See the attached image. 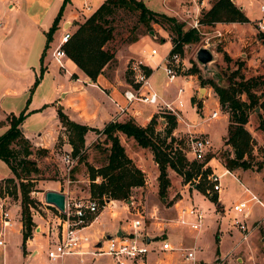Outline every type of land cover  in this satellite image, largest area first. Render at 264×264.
Instances as JSON below:
<instances>
[{
    "label": "rangeland",
    "instance_id": "374dc122",
    "mask_svg": "<svg viewBox=\"0 0 264 264\" xmlns=\"http://www.w3.org/2000/svg\"><path fill=\"white\" fill-rule=\"evenodd\" d=\"M102 1L103 0H73V7L76 8L75 12L78 16L77 18H79L78 10L81 11L82 8L86 6L94 8L97 3ZM159 1L160 0H155L154 4H160ZM255 1L258 9L260 5L264 6V0ZM84 14L83 18L86 19V17L90 16L92 13L87 12ZM171 17L183 23L175 14ZM261 17L262 15H260V19ZM112 26L114 28V39L113 42L108 45L109 49L118 51L125 45L133 44L140 39H144L145 41L141 42L142 46L144 45V48L147 50H155L156 55L152 58H148L146 64L153 69L158 78L155 80L159 88L165 93V97L169 102L175 99L178 88L181 87L184 89V93L180 96L183 104L180 110H175L173 113L164 108L157 109L155 113V115L158 116L156 131L163 135L166 122H163L162 117H165L166 114L174 115L177 120V125L173 132V146H179L184 153H187V160L193 162L195 160L188 151L189 140L191 138L195 139L206 136L211 143L210 152L206 156V158H210L209 162L211 168L209 169L216 176L225 174L226 171L223 166L224 159L231 153V148L225 145L229 116L220 105L219 107L213 105L214 101L218 100L217 95H215L213 89L209 87L208 84L202 86L201 82L212 81L218 85L224 86L226 85L228 77L231 73L236 71L240 64H243L240 71L245 78L264 77V33L259 32L260 34L257 33L255 36H249V38H251L249 40L239 39L240 41L236 37L233 38V34H227V37H229L228 40L225 37L211 38V35L207 38L206 36L200 35V42L192 46H185L181 56L185 60L188 70L191 69L193 65H196L199 69V74L195 76L191 75L192 77L190 79L187 70L185 75L180 74L183 79H178L173 84L167 86L164 85L167 80L162 71L161 61L167 57L173 46L172 38L174 34L168 31L169 27H161L157 24H152L151 29H147L138 22L137 15L125 11H117L115 13ZM188 28H190V26L185 25L184 29L186 30ZM257 31H259L258 27ZM56 32L57 33L53 36V40L51 41L52 45L50 50L57 45L62 35V31L59 30ZM258 38H260V40H258ZM133 39H137V41L131 42ZM141 44H138V46H141ZM206 44H208V46H206ZM202 46L210 48L214 56L213 62L208 64L207 69L199 66L195 60L196 51L202 48ZM140 55L143 54L141 53ZM227 59L230 60L228 61ZM159 65L161 66L158 67ZM47 67L49 70L47 76L49 82H44L45 87H49V84L54 81V78L61 84H66L68 82L69 77L52 61ZM63 68L70 74L76 73L66 60L63 61ZM191 80L192 83H190V86L187 84V81ZM35 91L36 90H34L31 95L30 93L27 94L28 99L26 105L30 106L26 110L24 109L28 115L24 119L21 127L28 138L38 140L39 138L37 135L39 133L43 135L55 133L57 124L54 106L45 105L43 103L45 98H48L47 100L53 103V101L47 97V91L43 90V88H40L37 92ZM258 94H260V92H258ZM191 96L195 98L196 103L201 102V108H198L196 105L192 106L190 102ZM263 99L264 97L262 100ZM242 100L245 101L246 97L242 96ZM203 102H205V105ZM146 108H152V106ZM173 108L175 109V107ZM217 108L219 109L220 118L217 120L209 119L210 114L217 110ZM21 110L13 109L12 111H14V115L16 114V116H18L24 111ZM9 115L10 114H6L0 109V135L8 128L6 119ZM261 118H264V110L260 109V107H256L249 111L248 122L245 125V129L252 137L251 167L249 169L231 171L233 177L229 175L222 176L221 185L223 193L219 195L222 199L220 209H218V203H215L197 190L190 196H187L184 191H186V189L192 190L195 185L193 181L189 183L184 182L183 178L177 174L173 176V185L169 186L165 199H162L158 194L157 181V187L153 186V189H134L128 201H123L120 205L118 204L120 207H126V204H128L127 202L133 203L132 205L131 203L128 204L130 205V212L135 213L139 211L142 214L144 219L142 220L144 221L143 226L150 222L149 213L151 212L153 214L155 213V217L158 221L169 223L175 215L173 210L174 204L182 198L180 194L181 191H183V194L187 197L180 206H191L203 212L204 221L201 231L195 233L190 231L187 227H179L186 242L176 245L178 248L182 249L194 247L195 262L187 261L184 259V253L182 251L174 249V251L158 254V257L164 261V264H264V140L259 128ZM57 132L58 137L52 149L53 153H49L47 157L38 158L36 160L40 173L30 177L34 183L30 197L37 203L38 201L44 202V193L55 184L59 185L60 183L63 190L72 189L73 191H78L79 193L75 192L76 198L78 199H85L80 191H88L89 189V186H85L88 182H84L88 176L86 167L83 164L77 165V160L73 159L74 163L72 168H75L74 172H68L67 168H65L63 161L65 154L63 144L65 138L62 132L59 130ZM95 134V132H92L91 137L95 136ZM169 142L170 140H167V143ZM133 143L137 145L135 141ZM101 144L103 143L99 142L98 147L103 149L104 145ZM127 145L129 146L128 150H132L129 143H127ZM33 149L34 153H36L37 149L40 150L42 148L33 146ZM95 150L92 144V147L87 152V158L91 159L90 164L93 166L99 163V155L98 152H96L97 150ZM145 150L146 151L143 152L144 154L138 157V162L147 174L151 171L152 167L150 171H148L149 168L147 169V165L144 167L143 163H146L145 157L148 156L147 152L150 151L149 149ZM204 161L195 162L202 163ZM206 168L205 166L203 169ZM7 177H11V173L7 166L0 161V179ZM150 178L148 179L150 180ZM197 181L198 185L200 179H197ZM2 185L3 182L0 181V196L3 194V189H1ZM184 186H186V188ZM252 196H255L260 204L256 201L249 202L250 213L247 219L244 220L245 227H248L249 235L247 240L243 241L241 231L234 226V219L241 220V216L233 214L230 211V207L233 203L248 200ZM20 202L21 199L19 194L17 198H12L11 200L9 213L13 228L8 229L5 233V254L3 260L5 264H22L23 261L21 259L23 256V251L21 250L23 238L19 233L20 229H22L21 209L20 206L18 208L13 206L14 204L20 205ZM49 207L50 206H44L39 203L33 206L32 210L34 212V217H32V220L35 226L32 230V236L39 233V226L42 228L47 227L46 223H49L50 227L55 226V216L58 217L59 214L56 209ZM165 237L166 235L158 238V243L160 245L162 243L161 241L166 242ZM54 243V237L44 235L37 236L35 244L41 247V252L37 256V261L40 264L62 263L51 262L47 257V247L48 245L52 246ZM150 249L153 251L154 246L151 245ZM75 260L76 259L73 257L67 258L64 261L70 264L71 262H75ZM96 264H112V261L109 257H102L97 260Z\"/></svg>",
    "mask_w": 264,
    "mask_h": 264
},
{
    "label": "crops",
    "instance_id": "0c3cea01",
    "mask_svg": "<svg viewBox=\"0 0 264 264\" xmlns=\"http://www.w3.org/2000/svg\"><path fill=\"white\" fill-rule=\"evenodd\" d=\"M104 1L105 0L97 3L94 8L86 6L89 7L90 10H86L85 7L82 8L81 11L78 10L79 18H77L78 16L75 12L76 8L73 7V0H0V109L4 113L14 114V111H12L13 109L26 110L30 106L26 105L28 99L27 94H29L30 88L34 84L35 79L39 76L41 67H43L45 72L40 80L39 85L36 87L35 92H37L40 88H43V90L47 91V97H49L53 103L47 100L48 98H45L43 103L45 105H53L55 110L60 108L70 120L85 125L89 128L97 129L98 131H101L108 123L124 122L128 119H133L135 123L141 127H146L149 124L151 118L153 115H155L157 109L159 108L155 106H152V108H146L151 105H145L141 103H133L130 106H127L128 104L123 97V93L130 90L131 88V80L127 73L128 61L131 58L138 57L142 53V50L145 46H142L141 42L145 41L144 39H140L136 43L128 44L120 48L115 53V64L113 66H107L103 70L102 74H100L94 82L89 79L82 71H80L67 56L61 61L62 65L63 61L66 60L76 73L70 74L64 68H61L52 55L56 45L52 50H50L52 45L50 42L48 48H45L46 33L53 25V22L58 16L62 7L63 10L61 12L56 31H63L67 28V30L73 33L76 29V24L84 20V13H93L104 3ZM142 1L146 7L153 12L164 14L169 17L175 14L184 25L190 26L188 29H191L193 23L198 22L201 12L208 11L211 8L212 3L216 0H198V2H196L197 0H160V4H154L155 0ZM231 1L239 8L240 11L244 13V15H246L250 22L246 24L217 23L210 26H199L198 31L200 32L201 36H206L208 38L212 35L211 38L225 37L228 40L229 37H227V34H233L232 37H236L238 40H249L251 39L249 36H255L257 33L260 34V31H257L256 23L260 20L261 14L259 9L256 7V1ZM201 2L202 6L200 5ZM56 31L52 35V40L53 36L57 33ZM258 40H260V38H258ZM138 44H141V46H138ZM42 55L43 59L41 62ZM51 61L61 70H63L64 73L69 77V80L66 84H61L56 78H54V81L49 84V87H45L44 82H49L47 79L49 74L47 66L51 64ZM191 77L192 76L190 75V79ZM156 78V74L153 72L150 78V84L152 90L159 97L157 105L162 109L164 108L163 105L167 104L177 106V95L172 102H169V100H167L165 97V93L161 90V88H159L158 83L155 80ZM190 83H192V80L187 82V84L191 86ZM192 97L193 96H191V98ZM179 99L181 98L179 97ZM203 104L205 105V102H203ZM213 105H219L218 100H215ZM120 108H126V112L121 114ZM56 124L57 130L55 133H49L45 135L39 133L37 135L39 138L38 140L28 138L22 129L25 138H27L32 145L33 152V146H39L42 149L48 150V154H52V149L56 144L58 137L57 131L59 130L62 132V135L65 138L63 144L65 152L64 156L67 154L70 155L71 147L68 144L65 132L58 121L57 112ZM91 133V131L88 132L85 137L86 154L92 147V144H99V142L103 143V136L101 134H95V136L91 137ZM119 139L121 145L125 149L127 156L144 173V188L153 189V186L157 187V177L159 173L157 165L153 160L152 153L150 151L147 152L148 156L145 157L146 163H143L144 167L147 165V169L149 168L148 171H150V168L152 167L151 171L146 174V171L142 168V166H140L138 162V157H141L140 155H143V152L146 150L137 147V145H134L135 143H133L134 141L132 139H128L122 134H119ZM127 143H129L132 150H128L129 146ZM101 145L107 147L105 144ZM88 163H91L90 158L88 159ZM94 167H98V165H94ZM206 167L211 168L210 162L206 164ZM225 171L227 170L225 169ZM174 174H176L174 171L168 169L170 185H173L172 179ZM148 178H150V180ZM1 180L3 179H0V181ZM84 182H88L85 186H89L88 178L84 180ZM96 182H99V179H97ZM184 187L186 188V186ZM46 191L60 192L65 195L66 199L76 198L75 192H78L73 191L72 189L63 190L60 183L59 185H53ZM195 191L196 190L194 188H192V190L186 189L184 193H186L187 196H190ZM80 192L85 199L89 198V192L87 190ZM180 194L182 198L173 206L175 215L176 207L180 206V204H182L187 197L183 194V191H181ZM221 201V196H218V203L220 204ZM121 203L122 202L111 200V204L102 209L99 212L97 218L82 232L84 234L91 235L93 238H97L102 235H115L120 237L122 235L132 233L130 225L132 221L137 220L138 217L135 216V213L130 212V205L128 204L131 202H127L128 204H126V207H120L119 205ZM149 215L150 222L143 226L144 221L142 220L144 219H140L142 224L141 227L136 231V236L141 238L145 237V242L147 244L150 243V247L151 245L154 246V250L149 253L143 264H164V261L158 257V254H163L168 251L159 250L160 244L158 243V238L166 235V242H168L173 247V251L174 249L179 250L180 248H178L176 245H180L181 243L186 242V240L182 235V231L174 222L168 223L158 221V219L155 217V213L153 214L152 212L149 213ZM175 215L172 221H174ZM57 218L59 217L55 216L54 222L56 223ZM46 224L47 227L42 228L39 226V233L31 236L26 241L25 254L21 251L23 253L21 258L23 260L22 264H40L37 261V256L41 252V247L35 244L37 241V236L44 235L48 237H54L56 242L57 236L50 233H53V231L56 230L55 227H57V224H55L54 227H50L49 223ZM58 229L59 228H57V231ZM21 231L22 229H20L19 233L22 236ZM52 246L48 245L47 249L49 250L52 248ZM4 254L5 248L4 250L0 251V264H5L3 262ZM74 258L76 259L75 262H71L70 264H96L97 260L102 257L92 259L90 256H85L83 257V263L79 261L80 258ZM65 259L55 262L67 264V262L64 261ZM111 261L112 264H115L112 259Z\"/></svg>",
    "mask_w": 264,
    "mask_h": 264
},
{
    "label": "trees",
    "instance_id": "16d2710c",
    "mask_svg": "<svg viewBox=\"0 0 264 264\" xmlns=\"http://www.w3.org/2000/svg\"><path fill=\"white\" fill-rule=\"evenodd\" d=\"M62 10L63 7L46 33V49L52 40V35L57 30ZM117 11L134 13L138 17V22L147 29H151L152 24L161 27L168 26V31L174 34L170 54L178 53L182 56L185 46H192L201 40L198 30L193 28L185 30L183 23L174 17L151 11L142 0H105L90 16L76 24L71 39L64 46L66 56L93 82L107 66H112L116 62L115 53L117 51L109 49L108 45L114 39L112 22ZM249 22L246 15L231 0L214 1L211 8L208 11H202L198 19L200 26L217 23L246 24ZM135 41L137 39L131 40V42ZM42 59L43 55L41 62ZM242 67L243 64H240L236 71L231 73L224 86L212 81L201 82L202 86L208 84L213 89L218 97L219 105L229 116L225 145L231 148V153L225 157L223 166L230 173L237 169L251 167L252 137L245 129V125L248 122L249 111L256 107L264 110V99L262 100L264 77L245 78L240 71ZM44 72L45 69L41 67L39 76L29 90L30 95L39 85ZM187 74L198 75L199 69L193 65ZM242 96L246 97L245 101L242 100ZM190 102L192 106L196 105L201 108V102L196 103L194 97L190 99ZM56 112L71 147L72 159L77 160V165L83 164L86 167L89 198L96 200L100 205H102L103 199L128 201L132 190L144 188L145 185L144 173L127 156L120 143L119 134L133 139L137 146L152 152L159 173L157 177L158 194L162 199L166 198L170 186L168 178V169H170L181 176L186 183L200 179V183L195 185L194 189L218 203L217 194H208L211 185L207 181V176L211 174V171L209 167L203 169L210 158H206L202 163L189 162L187 153H184L179 146H173V132L177 125L174 115L166 114L165 117H162L163 122H166L162 135L156 131L157 115H153L146 127H141L133 119H128L124 122L108 123L101 131H98L70 120L60 108H57ZM27 115L25 110L18 116L10 114L6 119L8 128L0 135V161L7 166L12 175L10 178L1 180L3 182L1 189H4L12 198H17L19 194L21 199V234L24 254L26 241L32 236L35 226L30 209L39 203L30 197L34 187L30 177L40 173L36 160L48 155V151L45 149L37 150L34 153L31 143L25 138L21 125ZM259 128L264 140V118H261ZM90 131L101 134L103 144L107 146L100 149L98 144L93 145L99 155L98 167L88 163L85 150V137ZM167 140L170 142L167 143ZM74 170L75 168H72L70 172H74ZM97 179L99 182H96ZM218 209H220L219 203Z\"/></svg>",
    "mask_w": 264,
    "mask_h": 264
},
{
    "label": "built area",
    "instance_id": "2783aa9c",
    "mask_svg": "<svg viewBox=\"0 0 264 264\" xmlns=\"http://www.w3.org/2000/svg\"><path fill=\"white\" fill-rule=\"evenodd\" d=\"M11 1V0H6ZM189 1V0H183ZM202 1V0H201ZM198 2V0L196 1ZM202 6V2L200 4ZM86 10H90L89 7H85ZM259 12L262 15L261 19L257 22V27L260 32L264 33V6H260ZM199 23L195 22L192 25L193 29L198 30ZM72 33L69 30L64 29L60 36L59 42L54 48L52 55L55 61L63 68L62 60L66 57L64 52V46L71 39ZM208 46V44H206ZM202 46L204 48H208ZM172 49V48H171ZM143 55H139L136 58H131L127 64V73L131 80V88L123 93V97L127 102V106L133 103H141L145 105L158 106L159 97L152 90L150 84V78L154 72L147 64L146 60L156 55L155 50L143 49ZM162 65V66H161ZM162 71L164 73L167 82L165 85H171L178 79H183L180 74L185 75L188 70L185 60L180 54L174 53L169 54L163 61H161ZM150 71V73H148ZM188 72V71H187ZM184 77V76H183ZM190 78V75H189ZM188 82V81H187ZM184 89L181 87L177 89V106L174 105H163L164 109L171 112L180 110L183 105L180 95ZM175 107V109L173 108ZM219 107V105H217ZM126 112V108H120V113ZM219 109L213 111L210 114L209 119H219ZM211 149V143L206 136L199 138H191L189 140V153L192 155L195 161H204L206 156L209 154ZM64 165L68 172L72 168L73 159L71 155L67 154L64 156ZM224 175H233L226 171ZM222 176H216L211 172L207 176V181L211 185V189L208 190V194H217L219 196L222 191L221 178ZM197 180H193V184L197 185ZM12 197L3 189V194L0 196V251L5 248V233L8 229L13 228L12 220L10 217L9 209L11 205ZM256 201L255 196H252L248 200H242L233 203L230 207V211L238 216H241V220L234 219V226H236L242 233V240L246 241L249 235L248 227H245V221L250 213L249 202ZM41 205H46L45 202L39 201ZM260 204V202H258ZM111 204V200L103 199L102 205L96 200L68 198L66 199V208L64 213L58 212L57 227L53 233L57 236L56 242L53 244L47 252V257L50 261H60L67 257H78L79 261L83 263V257L90 256L92 259L99 257H109L115 264H143L151 252L150 243L145 242V237L136 236V231L141 227L142 214L139 211L135 212L137 220L132 221L130 229L132 233L127 235L118 236H106L102 235L97 238H93L89 234H84L82 231L87 228L98 216L99 212ZM133 203H131L132 205ZM14 207L18 208L20 205L14 204ZM47 206V205H46ZM31 210V216L34 217V212ZM204 214L202 211L197 210L194 207H176V215L174 222L178 227H187L190 231L199 233L203 227ZM57 228L58 231H57ZM159 247L160 251H173V247L168 242L161 241ZM184 254V259L187 261L195 262V248L179 249Z\"/></svg>",
    "mask_w": 264,
    "mask_h": 264
},
{
    "label": "water",
    "instance_id": "95a60500",
    "mask_svg": "<svg viewBox=\"0 0 264 264\" xmlns=\"http://www.w3.org/2000/svg\"><path fill=\"white\" fill-rule=\"evenodd\" d=\"M195 60L204 69H207L209 63H212L214 56L210 48H199L195 54ZM44 202L47 206H50L60 213L65 212L66 197L64 194L56 191H47L44 193Z\"/></svg>",
    "mask_w": 264,
    "mask_h": 264
}]
</instances>
